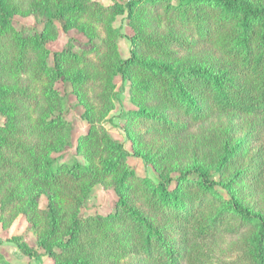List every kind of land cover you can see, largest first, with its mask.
<instances>
[{
	"label": "trees",
	"instance_id": "1",
	"mask_svg": "<svg viewBox=\"0 0 264 264\" xmlns=\"http://www.w3.org/2000/svg\"><path fill=\"white\" fill-rule=\"evenodd\" d=\"M25 1L0 0L4 224L19 208L53 264H264V0H42V8L28 0L31 12L103 32L80 53L54 52L51 66V19L33 34L12 25ZM122 14L131 35L113 25ZM121 36L126 58L117 50ZM116 76L135 106L119 111L120 129L155 179L128 164L123 143L101 124ZM58 82L70 84L89 125L70 160L67 93ZM221 116L245 120L248 132L238 138L229 125L201 135L182 163L170 139ZM160 137L170 143L153 147ZM97 183L113 190L114 209L83 215ZM221 236L231 240L223 252L214 244ZM11 240L36 255L20 236ZM0 264L21 263L0 253Z\"/></svg>",
	"mask_w": 264,
	"mask_h": 264
},
{
	"label": "rangeland",
	"instance_id": "2",
	"mask_svg": "<svg viewBox=\"0 0 264 264\" xmlns=\"http://www.w3.org/2000/svg\"><path fill=\"white\" fill-rule=\"evenodd\" d=\"M37 0H34V2ZM103 5L112 4L111 0H96ZM121 1V0H117ZM42 0H38V8H42L43 4ZM23 8L21 7L18 12L13 14L12 16V25L21 30L24 34H33L34 32H40L43 30L44 25L47 20L51 19V33L49 39L46 41V47L49 50V55L47 58L48 65L53 64V53L57 51H62L63 49H71L76 53H80L84 48H87L86 43L89 42H98V38L103 36V32L98 29L96 26L89 24L88 28L84 31H81L77 26H66L64 25V20L52 17L49 13L36 14L30 11V4L28 0L24 2ZM113 25L115 27H120L121 32L123 34L131 35L132 30L127 25V21L125 19V14L117 15L115 20L113 21ZM129 42L125 36H121L117 39V50L119 55L122 58H126L129 56ZM95 56H93L94 58ZM113 82L115 84V96L112 99L113 107L110 108L108 114L104 116V121L102 126L110 133V135L121 141L124 145L125 150L128 155L126 160L129 165H131L134 170L139 175H147L151 179H155V171L152 170L151 166L146 164L144 160L139 156L132 155V149L128 140L124 138V134L120 129L121 124H123V120L118 117V113L121 109L131 110L135 109V106L130 102L129 93L127 90L128 82L122 81L119 76L113 78ZM56 87L59 90H62L67 93L66 100V111L65 118L72 126V140L73 145L69 147L66 152H64L63 157L65 160H70L71 157L75 156V144L76 139L81 134L86 133L88 129V123L85 119L82 118V113L85 111V107L80 105L76 100L74 94L71 92L72 88L69 83L63 84L62 82H58ZM92 96H95L98 90L90 91ZM94 98V97H93ZM95 99V98H94ZM96 102V101H95ZM91 103H94V100H91ZM101 110L98 109V112ZM102 112L99 116H101ZM4 116L0 114V124H3ZM229 125L233 126L234 133L238 138H243L245 134L248 132V128L246 125V121L233 117V116H221L214 117L210 119L203 126H192L189 131H187L180 138L170 139L172 145L177 146L180 152V159L183 158L182 163L188 156L186 151V145L191 141L197 140L201 135L208 134L210 131L215 130L212 134L216 135L218 132L228 127ZM196 137V138H195ZM169 141L166 142L164 138L155 139L153 141V147L168 144ZM175 143V144H174ZM166 146V145H165ZM79 158V157H78ZM0 191V201L2 200ZM259 208L264 210V188H262L259 192ZM47 203L46 196L44 191H42L37 200L38 209L42 210L45 208ZM115 206V194L110 187H105L101 183H97L93 186L92 191L89 195L88 201L81 209L83 215L92 214L95 212L98 213H108L113 211ZM18 210H15L13 218L9 221L7 219V223L4 224V211L0 209V253L5 257V259L9 262H17L21 264L28 263L29 261L32 264H53L52 259L44 253V250L37 247L36 245V236L34 232L30 229L28 220L26 216ZM21 237L22 240L27 243L30 247L34 248L36 251V255L28 257L27 255L22 254L17 250L16 245L11 238ZM230 238L221 236L216 238L214 241L215 247L219 252H223L230 242Z\"/></svg>",
	"mask_w": 264,
	"mask_h": 264
}]
</instances>
